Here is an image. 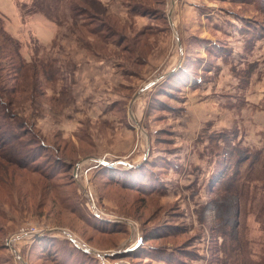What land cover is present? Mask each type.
I'll return each instance as SVG.
<instances>
[{
    "label": "rangeland",
    "instance_id": "rangeland-1",
    "mask_svg": "<svg viewBox=\"0 0 264 264\" xmlns=\"http://www.w3.org/2000/svg\"><path fill=\"white\" fill-rule=\"evenodd\" d=\"M45 4L66 22L48 46L18 24L36 56L0 72V264H264V0Z\"/></svg>",
    "mask_w": 264,
    "mask_h": 264
},
{
    "label": "trees",
    "instance_id": "trees-1",
    "mask_svg": "<svg viewBox=\"0 0 264 264\" xmlns=\"http://www.w3.org/2000/svg\"><path fill=\"white\" fill-rule=\"evenodd\" d=\"M44 1L46 2L48 0H36L33 3L32 8H28V13L40 12V13L46 15L47 17H49L50 19L58 21L59 17L57 16V14L54 13V9H56V7H49L45 4ZM77 12H79L78 9H77ZM5 21H6L5 18L1 15L0 16V39H1L2 43L0 46V53H1V51H5L6 56L2 57L0 55V60H1L0 61V72L4 73V71L6 70L7 74H6L5 78L11 77V78L15 79L18 75H21L26 70V68L29 67V65L25 61V57H24V54L22 52L23 46H22L21 42L17 38L13 37L6 30ZM7 57H9V58H7ZM6 59H8V60H6ZM2 75L3 74H0V130L4 126L7 128L10 127V129H12V130H10L11 133L9 132V134H10L9 136L13 139H16L18 136H17L16 132L14 133L12 131L13 130L15 131V129H18V128L15 125L11 126L9 124L10 121L13 122V120L16 119V116L13 114L12 110L9 108L10 106L8 104L4 103V101L2 100V97H1V95L3 93L1 82H2V80L6 81V80H4V78L2 79ZM26 157H27V155H26ZM59 160L64 162L61 158ZM242 161H245V160H242ZM258 161H261V160H257V163H258ZM240 168H239V171H240ZM137 169H141V167H138ZM229 173H231V172H229ZM227 177H230V178H227ZM247 177L252 179L253 176L251 177V174L248 173ZM243 181H244V178H241V176H239V174H237L234 177L227 175L226 178L224 177L221 180V182L218 184V185L221 184V186H218V187L223 189L222 192H229V193L237 196L241 200L246 193L245 190H247L246 189L247 184L243 183ZM240 212H241V204H240V209L237 212V218L238 219H239ZM239 223L240 222H238V225L236 226L237 229H239V226H240ZM240 242H243V238L240 237L239 234H237V236L234 240V244L235 243L240 244Z\"/></svg>",
    "mask_w": 264,
    "mask_h": 264
},
{
    "label": "crops",
    "instance_id": "crops-1",
    "mask_svg": "<svg viewBox=\"0 0 264 264\" xmlns=\"http://www.w3.org/2000/svg\"><path fill=\"white\" fill-rule=\"evenodd\" d=\"M34 2H35V0H20V3H24L27 8H32V5H33ZM17 5H18V2L16 0H0V14L5 18L7 23L9 21H11V19L13 20L14 18L17 20L16 21L17 26L13 27L14 31H10L8 28L6 29L15 38H17L16 37V28H18V24L20 26L22 24L23 27H24L25 23H26V38L29 39L30 41L34 40L36 43H38L40 45L48 46V45L51 44L52 39L55 37V35L57 33V30L61 28V26L64 24V22H66V21H61V20L60 21H55V20L50 19L49 17H47L46 15H44V14H42L40 12H32V13H27L26 14V22L24 23L23 21L20 20V17L18 15V7L19 6H17ZM71 8H72V6H71ZM74 19H75V17H74ZM75 20H77V19H75ZM18 40L20 41V39H18ZM34 52H36V51H34ZM32 55H34V54L30 53V49L26 45V56H24V57L26 59V63L27 64L30 63L33 60V56ZM34 56H36V55H34ZM39 57L42 58L41 56H39ZM39 62H42V61H39ZM87 62H84V63L86 65H88ZM103 64H104V60L101 59L100 63L97 64V65H103ZM90 66H93V62L89 63L88 69L90 68ZM54 67H57V66L54 65ZM47 68H52V67L47 66ZM76 68H77L78 72L75 74L74 78L76 76H80V77L84 78L83 75H85V74H83L82 72H79L81 70V68H82V65L78 64V65H76L75 70H76ZM72 69H74V67ZM56 71H58V70L56 69ZM88 72L91 73L92 70H88ZM170 73H172V72H170ZM170 73H168V74H170ZM58 74H59V76H58V78H59L60 77V71H59ZM168 74H166V75H168ZM88 77H90V74H88L86 76L87 79H88ZM162 78H163V76L160 79H162ZM78 82H79V80H78ZM157 82H159V81H156V83H154V84L156 85ZM56 83H57V81H56ZM85 90H86V88H85ZM97 95H98L97 96L98 99H96V100L99 101L100 102L99 104H101V105L109 106L111 103H114L116 100L119 101V98L110 100L108 98V96H110V95L108 93L102 92V89L98 90ZM121 99L122 98H120V100ZM109 115H106L105 113L101 114V116H103L104 119L112 121V119L114 117L112 116L113 117L112 118L111 115L109 117ZM114 119H116V118H114ZM128 147L129 148L131 147L130 144L128 145ZM134 159H132V161H127V162L135 164ZM122 160H127V158H123L122 159L120 157L119 162L120 161L122 162ZM137 166H139V164Z\"/></svg>",
    "mask_w": 264,
    "mask_h": 264
},
{
    "label": "built area",
    "instance_id": "built-area-1",
    "mask_svg": "<svg viewBox=\"0 0 264 264\" xmlns=\"http://www.w3.org/2000/svg\"><path fill=\"white\" fill-rule=\"evenodd\" d=\"M98 214H102L100 211H97ZM36 232L38 233L39 231L35 228H27L26 230H24L23 232L20 233V236H33L36 234Z\"/></svg>",
    "mask_w": 264,
    "mask_h": 264
},
{
    "label": "water",
    "instance_id": "water-1",
    "mask_svg": "<svg viewBox=\"0 0 264 264\" xmlns=\"http://www.w3.org/2000/svg\"><path fill=\"white\" fill-rule=\"evenodd\" d=\"M119 163H122L124 166H126V167H132V165H130L128 162H125V161H120ZM105 164H107V163H105ZM115 164H117V163H115ZM115 164H111V165H115ZM69 237H70V239H72L74 242H76L75 241V239L74 238H72V236L71 235H69L68 233H66ZM80 247V246H79ZM85 251H88V252H92V251H90V250H88V249H84ZM107 254V253H106ZM100 255H102V254H99V256Z\"/></svg>",
    "mask_w": 264,
    "mask_h": 264
},
{
    "label": "bare ground",
    "instance_id": "bare-ground-1",
    "mask_svg": "<svg viewBox=\"0 0 264 264\" xmlns=\"http://www.w3.org/2000/svg\"><path fill=\"white\" fill-rule=\"evenodd\" d=\"M100 81V80H99Z\"/></svg>",
    "mask_w": 264,
    "mask_h": 264
}]
</instances>
